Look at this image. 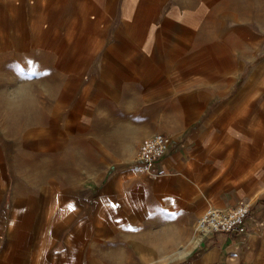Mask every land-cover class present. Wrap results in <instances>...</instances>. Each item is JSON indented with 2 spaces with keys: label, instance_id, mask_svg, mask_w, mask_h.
<instances>
[{
  "label": "crops",
  "instance_id": "0c3cea01",
  "mask_svg": "<svg viewBox=\"0 0 264 264\" xmlns=\"http://www.w3.org/2000/svg\"><path fill=\"white\" fill-rule=\"evenodd\" d=\"M55 2L77 49L0 47V264H264L255 14L229 11L240 0ZM83 13L105 31L81 36ZM160 134L166 155L134 160ZM247 201L245 232L198 236L209 209Z\"/></svg>",
  "mask_w": 264,
  "mask_h": 264
},
{
  "label": "rangeland",
  "instance_id": "374dc122",
  "mask_svg": "<svg viewBox=\"0 0 264 264\" xmlns=\"http://www.w3.org/2000/svg\"><path fill=\"white\" fill-rule=\"evenodd\" d=\"M55 1L60 2V0H0V47L28 48L34 45L43 46L55 49L60 55L68 49H77V26L72 20L70 22L66 21L71 19V13H68L69 18L66 16L61 18V21H55L50 17L56 6ZM240 1L241 3L238 2L239 5L232 6L229 11L239 13L243 17L255 18L256 16L260 27H256L257 33L261 32L264 35V0L262 4L260 2L259 6L257 5L259 0ZM250 4L252 6H248ZM248 11H251V13ZM83 14L80 17L79 32L81 36L85 35L89 38L105 31V25H102V21L95 20L89 23L85 20L86 14ZM89 42L90 39H86L81 41V44L88 46ZM138 153L139 151H137L134 160L138 159ZM138 162L140 163V161ZM252 204L254 206L253 202ZM197 234L200 235L198 229ZM184 252L185 250L176 251L178 254ZM153 260L150 259L149 261ZM145 264L156 263L146 261Z\"/></svg>",
  "mask_w": 264,
  "mask_h": 264
},
{
  "label": "built area",
  "instance_id": "2783aa9c",
  "mask_svg": "<svg viewBox=\"0 0 264 264\" xmlns=\"http://www.w3.org/2000/svg\"><path fill=\"white\" fill-rule=\"evenodd\" d=\"M171 138L166 135H155L145 139L139 149L138 158L147 168L153 167L168 152ZM253 204L244 202L227 209L211 208L197 222L200 234L232 233L246 231V219L251 214Z\"/></svg>",
  "mask_w": 264,
  "mask_h": 264
},
{
  "label": "bare ground",
  "instance_id": "6f19581e",
  "mask_svg": "<svg viewBox=\"0 0 264 264\" xmlns=\"http://www.w3.org/2000/svg\"><path fill=\"white\" fill-rule=\"evenodd\" d=\"M194 1V0H193ZM260 2H261V4L263 3V0H259V1H257V3H259V4H257L258 6L260 5ZM234 6V5H233ZM241 7H243V6H241ZM246 58H247V56H246ZM43 82V81H42ZM43 85H45V83L43 84ZM40 89V88H39ZM39 92V91H38ZM4 93V92H3ZM26 94V93H25ZM17 95H18V93H17ZM13 99V98H12ZM17 102V101H16ZM21 105V104H20ZM99 114V113H98ZM23 127V126H22ZM36 130V129H35ZM115 134H117V133H115ZM30 135V134H29ZM33 135V134H32ZM24 137H26V136H24ZM36 160V159H35ZM58 163V162H57ZM19 164V163H18ZM57 165V164H56ZM42 188V187H41Z\"/></svg>",
  "mask_w": 264,
  "mask_h": 264
}]
</instances>
